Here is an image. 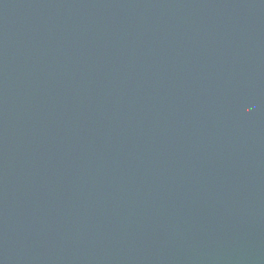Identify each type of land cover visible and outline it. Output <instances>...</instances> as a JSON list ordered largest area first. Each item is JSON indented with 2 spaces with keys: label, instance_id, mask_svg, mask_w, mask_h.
Here are the masks:
<instances>
[{
  "label": "water",
  "instance_id": "1",
  "mask_svg": "<svg viewBox=\"0 0 264 264\" xmlns=\"http://www.w3.org/2000/svg\"><path fill=\"white\" fill-rule=\"evenodd\" d=\"M0 264H264V0H0Z\"/></svg>",
  "mask_w": 264,
  "mask_h": 264
}]
</instances>
